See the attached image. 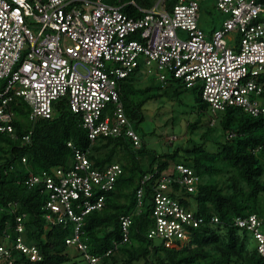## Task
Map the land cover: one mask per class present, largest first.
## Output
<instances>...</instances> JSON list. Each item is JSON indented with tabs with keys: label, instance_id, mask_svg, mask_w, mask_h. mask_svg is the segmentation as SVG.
Segmentation results:
<instances>
[{
	"label": "built area",
	"instance_id": "obj_1",
	"mask_svg": "<svg viewBox=\"0 0 264 264\" xmlns=\"http://www.w3.org/2000/svg\"><path fill=\"white\" fill-rule=\"evenodd\" d=\"M163 2L142 9L131 1L144 12L134 17L114 0H0V132L18 136L16 98L27 103L31 120L53 118L54 103L66 99L92 142L125 134L139 147L141 138L120 97V82L137 70L155 73L162 82L173 77L187 87L199 85L213 111L235 105L264 117V0H218L226 17L210 33L200 25V0H178L171 11ZM122 171L118 163L94 168L87 151L76 150L69 169L54 167L24 179L29 186L44 185L48 225L72 224L66 243L84 253L86 264L101 257L83 241L84 216L104 206V192L115 188ZM173 182L178 192H194L200 176L182 163L163 173L154 196L156 224L147 235L180 247L204 219L166 192ZM142 205L140 188L137 214ZM132 223L131 214L121 216L122 238L114 250L131 242ZM235 224L253 232L264 257L258 215L238 217ZM14 251L33 261L42 258L40 248L26 241L24 214L0 227V264H14Z\"/></svg>",
	"mask_w": 264,
	"mask_h": 264
},
{
	"label": "trees",
	"instance_id": "obj_2",
	"mask_svg": "<svg viewBox=\"0 0 264 264\" xmlns=\"http://www.w3.org/2000/svg\"><path fill=\"white\" fill-rule=\"evenodd\" d=\"M114 1L123 4V11L130 16L141 17L144 12L138 7L150 9L158 0ZM217 1L200 0V10L220 11ZM177 2L164 0L163 7L171 11ZM144 74L137 70L120 82L126 115L141 138L139 147L125 134L101 135L92 142L82 116L70 109L66 99L54 103L55 116L51 119L31 120L27 103L21 98L12 103L18 136L0 132V227L6 222L14 225L16 217L24 214L26 241L37 245L42 254L40 260L33 261L14 251V264H86L84 253L73 251L66 243L72 224L48 225L43 208L47 199L44 185L24 182L29 175L50 172L54 167L69 169L76 150L87 151L94 168L118 163L123 170L115 188L104 192V206L83 219L82 238L88 252L101 257L97 264H264V257L252 243L253 232L235 224L238 217L257 214L264 233V117L253 116L235 105L213 111L199 88L192 107L196 116L186 123L184 142L172 150L150 149L144 138L156 129H146L143 122L148 119L150 107L161 114V105L150 106L149 102L164 99L182 104L181 95L195 86L187 87L173 77L155 84L151 81L154 76L145 79ZM26 134L28 141L23 138ZM163 142L165 146L173 144L171 138ZM143 153L149 155V160H144ZM179 163L200 176L197 189L178 192L179 185L173 182V189L166 192L203 217L204 222L191 227V239L186 244L167 247L163 239L147 234L156 224L153 208L157 183L163 173ZM140 188L143 205L137 214ZM129 214L133 217L131 242L114 250V243L122 238L121 216ZM109 249L112 253L105 255Z\"/></svg>",
	"mask_w": 264,
	"mask_h": 264
},
{
	"label": "rangeland",
	"instance_id": "obj_3",
	"mask_svg": "<svg viewBox=\"0 0 264 264\" xmlns=\"http://www.w3.org/2000/svg\"><path fill=\"white\" fill-rule=\"evenodd\" d=\"M226 16L218 11L214 10L212 12H207L204 8L200 10V25L203 27L208 33L212 31L213 26H216L215 28H220L221 24ZM141 72V71H140ZM145 73L143 75V78L147 79L148 77H155L154 80H151L155 84H161L160 81L155 73L152 72H143ZM201 88L199 85H196L194 88H191L189 91L185 92L181 95L182 98V104L179 103V101L174 100H162V101H150V106L155 105H161L160 113L161 114H155L156 111L155 107H150L148 109V119L147 121L143 122V125L146 129L155 128L153 133L146 135L145 142L147 144V147L150 149H155L159 152H162L164 150L173 149L175 146L180 145L184 142V132L186 129V123L189 120H193L196 116V113L192 111V107L195 104V92ZM159 113V112H158ZM209 114H207L208 116ZM156 116V117H155ZM155 117V119H153ZM168 123L167 126H163L164 123ZM165 138H171L173 141V144L170 146H165L163 141H165ZM173 146V147H172ZM262 154H264V151H262ZM142 157L144 160H149V155L147 153H143ZM195 207V205L193 204ZM252 243L257 245V241L253 239ZM71 249L74 251L75 248L71 247ZM80 264V263H78Z\"/></svg>",
	"mask_w": 264,
	"mask_h": 264
},
{
	"label": "crops",
	"instance_id": "obj_4",
	"mask_svg": "<svg viewBox=\"0 0 264 264\" xmlns=\"http://www.w3.org/2000/svg\"><path fill=\"white\" fill-rule=\"evenodd\" d=\"M214 29V28H213Z\"/></svg>",
	"mask_w": 264,
	"mask_h": 264
}]
</instances>
